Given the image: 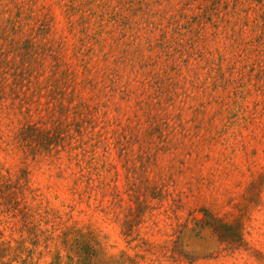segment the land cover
Segmentation results:
<instances>
[{"label": "rangeland", "instance_id": "obj_1", "mask_svg": "<svg viewBox=\"0 0 264 264\" xmlns=\"http://www.w3.org/2000/svg\"><path fill=\"white\" fill-rule=\"evenodd\" d=\"M2 72L0 264H264V0H0Z\"/></svg>", "mask_w": 264, "mask_h": 264}, {"label": "trees", "instance_id": "obj_2", "mask_svg": "<svg viewBox=\"0 0 264 264\" xmlns=\"http://www.w3.org/2000/svg\"><path fill=\"white\" fill-rule=\"evenodd\" d=\"M7 72H2V76H0V99L3 98L5 89L3 86V81L5 80L4 75ZM18 83H15L12 85V94H14L15 99L21 100V105L24 106L25 104L29 103V100L27 99V92H20L17 90V86H15ZM24 96H23V95ZM59 124V123H58ZM53 125L52 127L42 126L39 125V122L29 123L25 126H23L19 132H17L14 135L13 142L16 143L18 149H21L26 155H37L39 153L44 152H51L53 144L56 142L55 138H59L60 136V130L61 127L59 125ZM55 131V133H54ZM54 133V134H52ZM5 142L4 139L0 138V148H2L3 143ZM9 142H7V145ZM5 179V176H3ZM26 171L24 170L18 177H17V183L18 188L21 193H24L26 189ZM1 182V180H0ZM212 220L214 222V229L221 237L222 241L226 242L229 246L233 245V235L228 232L227 228H231V226L227 223H220L221 220L218 217L213 216ZM217 223V224H215ZM234 234V233H233Z\"/></svg>", "mask_w": 264, "mask_h": 264}]
</instances>
